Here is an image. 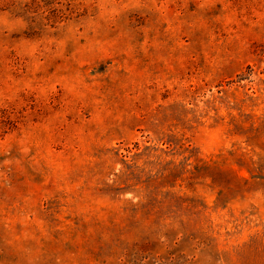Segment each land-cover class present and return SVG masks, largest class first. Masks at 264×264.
I'll use <instances>...</instances> for the list:
<instances>
[{"label": "rangeland", "instance_id": "1", "mask_svg": "<svg viewBox=\"0 0 264 264\" xmlns=\"http://www.w3.org/2000/svg\"><path fill=\"white\" fill-rule=\"evenodd\" d=\"M0 264H264V0H0Z\"/></svg>", "mask_w": 264, "mask_h": 264}]
</instances>
